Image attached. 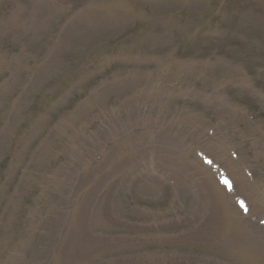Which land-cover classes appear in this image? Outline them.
<instances>
[{"label": "rangeland", "instance_id": "1", "mask_svg": "<svg viewBox=\"0 0 264 264\" xmlns=\"http://www.w3.org/2000/svg\"><path fill=\"white\" fill-rule=\"evenodd\" d=\"M1 23L0 264H51L82 203L111 216L89 264H250L211 201L264 241L215 171L264 201V0H0Z\"/></svg>", "mask_w": 264, "mask_h": 264}, {"label": "bare ground", "instance_id": "2", "mask_svg": "<svg viewBox=\"0 0 264 264\" xmlns=\"http://www.w3.org/2000/svg\"><path fill=\"white\" fill-rule=\"evenodd\" d=\"M43 14L44 8L42 9L41 6L37 11L32 13L33 19L38 26L43 23ZM17 16V13H12L8 18L15 20L17 19ZM11 22L13 21H10L9 23ZM84 23L88 26L92 24V21H89V18H86ZM98 23L99 26L108 24L111 28H114L116 21L111 20L105 23L99 19ZM22 24L21 22L17 24L19 34H21L20 28ZM5 28L6 23H1L0 31ZM76 37L77 35H68L66 37L67 43L65 46L72 43V40H75ZM228 170V173L235 178V181L238 184L236 187L237 192L240 195L246 196L250 207H252L250 215L253 216L256 212H264V201L257 196V185L259 184L257 180L254 179L252 183L246 176L237 174L230 169ZM213 196L214 197L211 201L213 206L212 221L216 228H224L230 233L227 237L230 239L229 241H231V243H234L233 252L238 253L243 261L250 264H264V241H260L256 236L248 233L247 225L244 221L240 220L241 217L239 214L234 210V207L226 202L221 193L217 190H213ZM85 207V204H79L78 208L71 216V225L68 224L64 230L65 236H62L60 241L55 240L57 247L55 250V257L51 264L54 262L55 264H89V262L96 257L95 246L103 238L99 233H95V231L99 230L98 228L99 226H102V222L109 221L111 216L107 212H95L91 213L90 216H87L88 210H85ZM101 216H103L102 220L100 219ZM244 220L247 221V218H244ZM76 231H78V233H75ZM88 233L94 234V242L92 245H89L90 239L86 238ZM52 249L53 247L50 250ZM52 252L53 250L49 253ZM47 254H45L44 257L47 256ZM42 260H45V258ZM99 264L102 263L99 262Z\"/></svg>", "mask_w": 264, "mask_h": 264}, {"label": "snow or ice", "instance_id": "3", "mask_svg": "<svg viewBox=\"0 0 264 264\" xmlns=\"http://www.w3.org/2000/svg\"><path fill=\"white\" fill-rule=\"evenodd\" d=\"M240 206H241V208H243L245 211L248 210L246 204H245L243 201H240Z\"/></svg>", "mask_w": 264, "mask_h": 264}]
</instances>
